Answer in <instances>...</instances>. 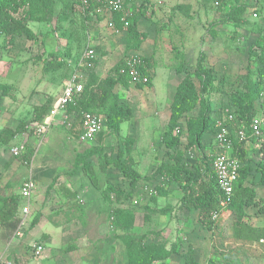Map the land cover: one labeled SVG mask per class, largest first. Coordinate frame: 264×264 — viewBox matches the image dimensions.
Wrapping results in <instances>:
<instances>
[{
  "label": "rangeland",
  "instance_id": "1",
  "mask_svg": "<svg viewBox=\"0 0 264 264\" xmlns=\"http://www.w3.org/2000/svg\"><path fill=\"white\" fill-rule=\"evenodd\" d=\"M142 3L146 4L147 11L138 24V33L146 35V40L138 52L125 54L124 32L113 34L110 40L100 39L99 35L93 36L99 38L96 41L92 39L79 14L77 0H55L52 16L47 15L46 22L28 23L33 39L23 35L7 48H2L0 39V132L15 129L19 124H27V130L33 129L35 124L30 122L33 111L47 100L52 102V108L45 118L51 117L64 83L74 73H82V68L92 66L91 61H82L88 47L96 55L92 69L97 80L104 79L111 68L134 54L150 58L152 72L151 87L136 88L130 84L128 88H114L120 102L131 108L132 119L122 124L118 134L106 132L94 147L73 136L64 126L61 111L55 114L52 126L42 139L33 132H25L6 146L0 143V195L18 196L24 179L31 175L41 185L34 194L38 198L40 192L44 193L41 209L46 210L43 214L40 210L33 212L32 197L31 212L19 235L18 230L7 234L0 229V255L5 258L21 259L24 254L30 255L35 245H41L43 252L38 259L53 251L57 264H79L78 259L68 263L70 245L77 241L68 243L60 229L46 226L43 229L50 231L52 238L46 243L42 227L32 225L35 217L44 223L41 218L45 216L57 227L81 223L91 245L90 257H82V264H115L106 256L105 243L110 239L120 244L116 235L121 234L144 236L158 249L174 245L177 254L157 264H186L191 255L196 264H207L209 260L221 264H264V245L243 244L233 239L229 212L221 214L213 232L205 231L197 223V212L180 208L181 192L176 186L166 187L165 196H158L154 189L161 184L154 173L166 159L167 151L160 144V137L166 128L177 85L200 63L213 71L219 91L240 89L246 74L247 51L264 31V0H134L135 7ZM232 4L241 7L240 14L236 20H224L227 11L224 7ZM50 55H55L58 67L46 66ZM193 80L198 88V81L194 77ZM4 87L9 88L6 96L1 91ZM262 96L256 103L255 114L262 117L264 137V90ZM223 102V95L218 92L212 96L211 107L216 109ZM198 113L199 108L192 115ZM180 128L183 149L186 146L184 120ZM128 139L134 141L132 168L140 179H150L140 180L128 199L115 203L110 198L105 202L100 191L108 184L125 194L130 191L128 181L111 164L104 173L99 170L100 163L116 159ZM213 142L214 137L203 138V154L211 155ZM17 146L23 147L21 155H27L29 150L33 152L29 166L11 155V148ZM246 149L252 157L249 142ZM201 154L195 151L194 157L185 162L194 167L199 164ZM89 162L96 185L90 181L86 169H82ZM50 185L51 190L46 194ZM257 197L263 200L262 190ZM115 208L133 217L123 232L111 227ZM248 213L246 220L250 226H264L260 213L255 209Z\"/></svg>",
  "mask_w": 264,
  "mask_h": 264
},
{
  "label": "trees",
  "instance_id": "2",
  "mask_svg": "<svg viewBox=\"0 0 264 264\" xmlns=\"http://www.w3.org/2000/svg\"><path fill=\"white\" fill-rule=\"evenodd\" d=\"M78 11L80 16L88 23L92 16L97 17L95 9L99 6L97 0H89V8L82 11L79 0ZM219 1V0H215ZM55 0H0V39L2 48H7L14 44L15 38L25 35L28 39H33V34L27 28V24L43 23L47 21V15L53 13ZM223 5V4H222ZM240 6L232 4L225 6L224 20L235 19L240 14ZM147 6L145 3L138 7L134 6V0H127L124 13L111 12L110 21L113 29L125 34V54L129 51L138 52L141 45L146 40V35L138 33V24L144 19ZM98 18V17H97ZM88 47L87 49H89ZM86 49V50H87ZM138 56V55H137ZM140 57V56H139ZM142 64L139 72L147 77L146 84H136V88L151 87L152 72L151 59L141 57ZM92 66L95 64L91 60ZM46 66L58 67L59 61L55 55H50V60ZM92 66L82 68L83 78L82 92L74 98V104L66 107L64 114L69 118L71 127L77 139L81 131V115L84 113L95 114L102 118L103 130L96 136L92 147L100 143L106 132L118 134L122 124L128 123L132 119V110L128 105L122 104L118 94L114 91L117 86L128 88L131 80L127 74H122L124 60L111 68L106 77L97 80ZM45 69H47L45 67ZM178 72V71H177ZM244 81L240 89L228 90L224 92L214 84L215 78L211 69L202 67L197 63L193 73H187L179 82L175 89L172 103L169 107V117L166 128L161 134L160 144L166 149V159L161 162L154 175L161 181L160 186H156L155 192L158 196H165V188L176 186L180 192V208L184 211L197 212V223L205 230L213 232L217 228L218 220L223 212H229L231 218V234L235 241L243 244L264 245V227H252L248 224L249 210L255 209L264 217V199L257 197L254 189L256 186L264 189V137H262V117L255 114V106L262 99L264 90V31H261L256 40L247 51V67ZM81 73V72H80ZM198 81L199 87L193 80ZM83 80V79H82ZM2 95L9 92L8 87L2 88ZM220 92L224 102L218 108L211 107L212 96ZM52 108V102L47 100L44 104L35 107L33 119L30 121L35 125L41 123ZM199 108L198 115L192 113ZM225 111H232L235 119L228 123L229 141L231 144L230 155L235 157L240 165L238 179L234 184L232 193L226 197L218 187L216 176L212 170L214 154H203V138L207 135L214 137L217 133L216 123L225 122ZM258 117L261 120L259 136H252L249 128L251 119ZM185 122L186 146L181 149L183 131L180 122ZM34 125V126H35ZM66 127V125L64 124ZM238 130H244V139L237 135ZM31 134L33 129L27 130V124H19L15 129L6 128L0 132V143L8 145L15 137L23 133ZM251 144L250 152L246 149L247 143ZM134 141L128 139L123 142V149L119 150L116 159L112 162L99 164V170L104 173L111 164L115 170L125 178L130 187L128 193H124L120 188L108 184L100 191L101 199L105 202L113 198L115 203L128 199L140 180H149L136 174L132 168V148ZM18 148H23L19 147ZM14 148V147H13ZM12 149V148H11ZM94 150V149H93ZM96 150V149H95ZM190 150L201 154L198 165L189 167L185 162L189 159L186 155ZM98 152V150H96ZM27 166L33 157V152L29 150L27 155L16 156ZM194 157V156H193ZM83 171L90 181L96 185V176L89 163L82 166ZM26 179V178H25ZM24 179V180H25ZM35 181V180H34ZM51 190V185L47 187L46 194ZM72 196V195H71ZM20 194L5 197L0 195V229L7 234L15 233L23 219L20 215L22 207ZM213 216L216 218L213 219ZM132 215H127L122 209L112 210L111 227L116 231L126 230L132 222ZM39 218L35 217L32 225L38 223ZM148 221L149 217L146 216ZM27 218L24 221L26 223ZM23 229V227H22ZM22 231V230H21ZM125 249L127 264H157L169 259L177 254V249L173 245L169 249H158L151 239L144 236H131L128 234L116 235ZM264 248V246H262ZM34 248V247H33ZM33 250V249H32ZM31 250V252H32ZM33 258H37L31 254ZM186 264H196L192 260V255ZM207 264H221L209 260Z\"/></svg>",
  "mask_w": 264,
  "mask_h": 264
},
{
  "label": "built area",
  "instance_id": "3",
  "mask_svg": "<svg viewBox=\"0 0 264 264\" xmlns=\"http://www.w3.org/2000/svg\"><path fill=\"white\" fill-rule=\"evenodd\" d=\"M127 0H97L99 6L95 9V14L97 17H102L113 13H124L125 3ZM81 9L83 12L89 8V0H79ZM95 17V16H93ZM107 28L113 30V24L111 21L108 22ZM95 52L92 48L87 49L82 57V61L89 62L95 58ZM142 61L141 57L137 55H129L124 59V69L121 71L122 74H127L131 80V85L135 86L136 84H146L148 82L147 77H144L139 72V67L141 66ZM82 79L83 75L78 72L74 73L70 79L64 83L61 95L56 103L55 111L53 115L49 118H45L41 123L33 127V134L37 138H43L54 121L55 114L59 111L63 112V123L66 125L67 129L71 127L69 118L64 114V111L67 106L74 104V98L77 94L82 92ZM235 119L232 111H225V122L219 121L216 123L217 133L214 136V154L212 161V170L216 176L218 187L221 192L229 197L232 193L235 182L238 179L239 170L241 165L239 161L230 155L231 144L229 141V129L230 126L228 123H232ZM81 131L78 137V141L83 144H91L95 141L96 136L103 130L102 118L98 117L95 114L84 113L81 115ZM261 120L258 117L251 119L249 128L251 130L252 136H259L260 134ZM237 135L240 139H244L245 133L244 130H238ZM21 148L14 147L10 150L12 156H18L20 154ZM186 155L188 158H193L194 152L188 150ZM35 188L34 179L29 175L22 183L20 188V196L24 205L21 207V216L23 217L19 228L18 233L22 230L24 226V221L29 213L30 197ZM216 217L213 216V219ZM43 247L41 245H35L31 254L35 257H38L42 254ZM0 264H15L14 262L1 257Z\"/></svg>",
  "mask_w": 264,
  "mask_h": 264
},
{
  "label": "crops",
  "instance_id": "4",
  "mask_svg": "<svg viewBox=\"0 0 264 264\" xmlns=\"http://www.w3.org/2000/svg\"><path fill=\"white\" fill-rule=\"evenodd\" d=\"M82 17V16H81ZM111 16H109L108 14L102 17H91L90 20H88V23L85 22V20L82 18L84 26H86L88 33L91 35V38H93L94 35H99L100 39H108L110 40L111 36L113 34H116V32H114L113 30H110L107 28V24L110 21ZM95 26L96 28L92 29V26ZM119 33V32H117ZM89 39L90 41H92V39ZM97 38V39H99ZM97 39H94L95 41ZM103 41V40H102ZM82 74V73H81ZM62 112V111H61ZM63 114V112H62ZM252 147V146H251ZM35 183V188L34 190H36V188L38 189L39 186L41 185H37V183L34 181ZM258 194L259 190H262V192L264 193V189L261 187H255L254 188ZM34 190L32 192V195L30 197V201H29V213L31 212V198L33 197L32 200V204H33V209L32 211H36L38 212V210L41 211V214H43L44 212H46V210H42L41 209V205L44 202L45 196L43 192H40V196L38 198H36L35 194H34ZM262 199H264V197H262ZM25 201L22 202V206L24 205ZM29 213L27 215V217L29 216ZM21 215V212H20ZM26 217V218H27ZM41 218V217H40ZM44 220H38V223L36 224V228L42 227V229L46 226H52L54 229H57L59 232L62 231V234L64 235V239L69 243V242H73V241H77V244H71L70 245V253L68 254V263L78 259L79 260V264L80 263V259L83 257H90V255L88 256V253H90V249H91V245L88 241V235L86 234V232L83 230V227L81 225V223H78L77 225H73L70 226V224H66L65 226H61V227H57L54 225H51L47 219L45 218V216H42V218ZM264 227V226H263ZM43 229V230H44ZM102 230V229H101ZM42 237L45 239L46 243L51 242L52 238L50 236L51 232L50 231H45L44 233H42ZM44 234V235H43ZM68 247V246H67ZM69 248V247H68ZM105 249L107 251L106 256L107 258H109L111 261L115 262V264H127V259H126V255H125V249L123 247V245L120 243H116L113 240H108L107 243H105ZM264 249V248H263ZM54 252L50 251L49 256L47 257H43L41 259L38 258H33L30 255L24 254L23 256H21V259H16L17 257L13 256V260H10L12 262H14L15 264H57V258L53 255ZM4 256L0 255V258ZM7 259V258H6ZM34 259V260H32ZM9 260V259H8Z\"/></svg>",
  "mask_w": 264,
  "mask_h": 264
}]
</instances>
